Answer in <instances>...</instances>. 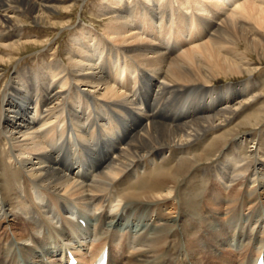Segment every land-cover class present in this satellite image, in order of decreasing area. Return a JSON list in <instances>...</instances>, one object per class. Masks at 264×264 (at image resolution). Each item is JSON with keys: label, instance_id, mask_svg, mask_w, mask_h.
I'll use <instances>...</instances> for the list:
<instances>
[{"label": "bare ground", "instance_id": "6f19581e", "mask_svg": "<svg viewBox=\"0 0 264 264\" xmlns=\"http://www.w3.org/2000/svg\"><path fill=\"white\" fill-rule=\"evenodd\" d=\"M89 1L0 0V264H89L105 243L100 264H253L263 0H98L101 34L78 23L64 59H17L43 45L23 29L64 28Z\"/></svg>", "mask_w": 264, "mask_h": 264}, {"label": "rangeland", "instance_id": "374dc122", "mask_svg": "<svg viewBox=\"0 0 264 264\" xmlns=\"http://www.w3.org/2000/svg\"><path fill=\"white\" fill-rule=\"evenodd\" d=\"M97 3H98V0H90L87 3V5L83 8H81L79 5H75L71 9V13L68 12V15L66 14L69 17V19L62 21V22H66L65 27H69V28H65V27L63 28L62 26H58V28L54 29L53 31L47 32L48 30L44 29L42 26H33V25L27 26V28L23 29L22 31L24 36H37L39 37V40L43 41V45L39 46L36 44H29L25 48L20 49L19 51H16L17 59L20 60L25 67L30 68V69L35 68L37 64L39 65V67H42V64L39 62H44V61L50 62L51 60L49 58H53V56H58L60 59H64V50L66 49L68 45L70 36L72 35V33H74L71 31L72 29L71 27L76 26L78 23H81V24L84 23L83 24L84 26H87L90 28L92 27L94 29V32L101 34L102 24L100 21H98L95 18V13L97 10L96 9ZM262 3L264 4V0ZM35 53H40L39 58L34 59L33 55ZM50 55H53V56L49 57ZM254 62L257 63L258 65H260L261 63L264 64L263 62L260 63L257 60H255ZM13 68H14V65L11 67L9 65L6 66L4 77H3L4 79H6V77L11 76V74L14 72ZM263 71H264V68L259 74H261ZM257 77L260 78L259 75ZM224 78L225 77L222 75L217 77L214 81V84H215L214 87L218 88L219 86H223L225 84L232 86L234 84H238L239 82H242L244 79L247 82L250 81L246 79V76L233 75V76H229L228 78H225V79ZM4 79L2 81H4ZM138 95H135L137 102L141 99L140 94ZM163 210H165V208H163ZM166 249L167 248H165V250ZM200 259H201L200 264H213L214 263V261L210 262L206 258L201 257Z\"/></svg>", "mask_w": 264, "mask_h": 264}]
</instances>
